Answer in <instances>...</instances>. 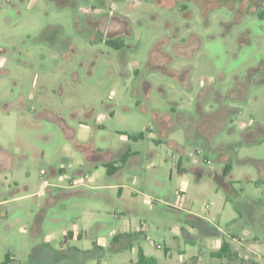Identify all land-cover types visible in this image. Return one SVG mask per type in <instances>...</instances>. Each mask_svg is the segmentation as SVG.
I'll list each match as a JSON object with an SVG mask.
<instances>
[{
  "label": "rangeland",
  "instance_id": "rangeland-1",
  "mask_svg": "<svg viewBox=\"0 0 264 264\" xmlns=\"http://www.w3.org/2000/svg\"><path fill=\"white\" fill-rule=\"evenodd\" d=\"M68 232L40 258L264 264V0H0V264ZM231 237L247 243L211 257Z\"/></svg>",
  "mask_w": 264,
  "mask_h": 264
},
{
  "label": "trees",
  "instance_id": "trees-1",
  "mask_svg": "<svg viewBox=\"0 0 264 264\" xmlns=\"http://www.w3.org/2000/svg\"><path fill=\"white\" fill-rule=\"evenodd\" d=\"M142 138V135H138L136 137H133V139H139ZM129 157V153L125 152L119 159L120 165H123L126 163L127 159ZM107 168V173L109 175L114 174L119 167H115L114 164L108 163L105 165ZM230 173V168L227 166L224 170L223 175H228ZM223 188L226 190V192H229V188L226 185V183L222 184ZM78 195H81V193H77ZM67 197L66 194H61L59 196V199ZM44 218V213L41 212L35 217V222L33 226V233L37 232L41 226V223ZM185 224H187L189 227L198 230V232L202 235H208V236H219L220 232L217 230V228L210 226L207 222L202 220L201 218L194 216L192 214H189L186 216ZM184 234H186V231L183 230ZM141 236H138L137 233L135 234H116L112 238L109 246L110 252H120L126 248L133 247L136 240H138ZM236 256V252H233L229 243L223 242L219 248V250L211 254V257L218 258V259H231L230 257ZM8 258V256H7ZM6 258V259H7ZM7 261V260H6ZM5 264V262L3 263ZM132 264H156V260L152 257H148L144 251L139 248L137 252V260L135 263Z\"/></svg>",
  "mask_w": 264,
  "mask_h": 264
},
{
  "label": "crops",
  "instance_id": "crops-1",
  "mask_svg": "<svg viewBox=\"0 0 264 264\" xmlns=\"http://www.w3.org/2000/svg\"><path fill=\"white\" fill-rule=\"evenodd\" d=\"M156 119L158 120V123L161 125V128L163 129L164 127H167V124H166V122L165 121H163L159 116H157L156 117ZM168 125H170V124H168ZM173 144H175L176 145V142H172ZM128 151V153H129V157H128V159H127V161H126V163L125 164H123V165H120V163H119V159H120V157L125 153V152H127ZM132 159L133 158H131V153H130V151L129 150H126V151H124V152H120L119 153V155L116 157V159L112 162V164H114V166L115 167H119V169L114 173V174H112V175H110V176H114V175H116L122 168H124L126 165L128 166V167H130V165H131V162H132ZM180 163V162H179ZM105 166V165H104ZM109 175V174H108ZM74 185V184H73ZM185 185H187V184H185ZM123 188L122 187H119V189H118V195L120 196L122 193H123V190H122ZM66 198V197H65ZM192 215H194V216H197V217H199V218H201L200 216H198V215H195V214H192ZM44 219V218H43ZM202 220H204L205 222H207L209 225H210V222L208 221V220H206L205 218H201ZM43 222V221H42ZM42 224V223H41ZM211 226V225H210ZM189 227V226H188ZM212 227H215V226H212ZM191 228V227H190ZM215 228H217V227H215ZM193 229V228H192ZM193 230H196V229H193ZM217 230L220 232V235L219 236H216V237H221V235H222V233H221V231L217 228ZM76 231H77V227H76ZM186 231V234H184L185 235V239H186V236L188 235V232H187V230H185ZM197 232H198V230H196ZM41 232V226H40V228H39V230L37 231V232H35V233H33L32 232V238H34L35 236H37L39 233ZM137 233V232H136ZM118 234H132V233H118ZM198 234H199V236H206V237H213V236H208V235H202V234H200L199 232H198ZM116 235V234H115ZM190 235H192V234H190ZM81 234H79V233H73V232H68L66 235H65V237H64V241H63V244L61 245V247H60V249H59V252L60 253H58L56 250H54L51 246H50V244H49V242H48V240H46V242L44 243V244H41V245H36V246H34L33 247V249H32V251H31V254H30V260H29V264H64V263H61V262H58V261H56L55 260V262H54V259H53V261H47V260H42L40 257H42L43 255H48V256H50V258H57V257H59V256H67V254L66 253H68L67 251H66V248H65V244H67V240H71V239H74V238H76L77 240H80L81 239ZM114 237V236H113ZM112 237V238H113ZM192 237H195V236H192ZM196 239V238H195ZM253 240L254 241H257L258 239H257V237H254L253 238ZM186 241H187V239H186ZM195 241L196 240H189V241H187V242H189V243H191V244H194L195 243ZM236 241H238L239 243H240V245H243V244H246L245 242H243L242 240H239L238 239V237H231V239H230V242H227V241H225V242H227V243H229V245H230V247H231V249H232V247H233V242H236ZM212 243V242H211ZM135 244V243H134ZM93 245H94V251L95 252H97V253H94L95 255H93V256H101L102 254H103V252H104V248L98 243V242H94L93 243ZM134 246V245H133ZM132 248V247H131ZM167 250V249H166ZM165 250V251H166ZM233 251V250H232ZM70 253H72V254H75V255H81V254H86V253H90L89 251H84V252H81L80 250H77V249H73L72 250V252H70ZM114 253V252H113ZM117 253V252H116ZM199 253H201V251L199 252ZM9 257L6 259L7 261H4L5 262V264H16V261H17V259H16V257H14V256H10V255H8ZM88 256H90V257H92L91 255H88ZM87 256V257H88ZM90 257H88V258H90ZM149 257V256H148ZM3 262V263H4ZM3 263H1V264H3ZM71 264H82V261H78V262H72ZM98 264H100L99 263V261H98ZM156 264H157V262H156Z\"/></svg>",
  "mask_w": 264,
  "mask_h": 264
},
{
  "label": "built area",
  "instance_id": "built-area-1",
  "mask_svg": "<svg viewBox=\"0 0 264 264\" xmlns=\"http://www.w3.org/2000/svg\"><path fill=\"white\" fill-rule=\"evenodd\" d=\"M79 184H81V183H79Z\"/></svg>",
  "mask_w": 264,
  "mask_h": 264
}]
</instances>
